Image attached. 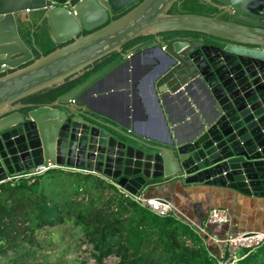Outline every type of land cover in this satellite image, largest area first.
I'll return each mask as SVG.
<instances>
[{
  "label": "water",
  "instance_id": "obj_1",
  "mask_svg": "<svg viewBox=\"0 0 264 264\" xmlns=\"http://www.w3.org/2000/svg\"><path fill=\"white\" fill-rule=\"evenodd\" d=\"M199 1L227 19L169 14L180 0H70L68 7L0 0V184L51 166L95 173L132 195L175 180L264 198V0ZM35 12L47 22L51 42H70L36 59L18 32ZM166 33L199 38L163 41ZM147 37L149 47L124 48ZM112 53L119 57L55 102L18 103L82 76ZM135 57L153 61L148 82L163 130L159 100H186L194 85L202 87L212 113L191 136L149 141L97 118L91 91Z\"/></svg>",
  "mask_w": 264,
  "mask_h": 264
},
{
  "label": "trees",
  "instance_id": "obj_2",
  "mask_svg": "<svg viewBox=\"0 0 264 264\" xmlns=\"http://www.w3.org/2000/svg\"><path fill=\"white\" fill-rule=\"evenodd\" d=\"M54 1L58 6L66 0ZM213 11L199 0H180L169 14L209 15L208 12ZM41 19L42 14L35 12L31 15L32 23L18 24L19 35L34 54V59L70 43L55 45L51 42L49 26ZM141 39L144 42L150 37L134 42ZM118 57L116 53L104 56L82 76L68 78L18 103L55 102ZM64 223H70L84 244L90 246L96 263L115 257L118 264H221L232 255L229 250L223 258L216 257L208 248L210 241L195 229L174 216L159 217L141 208L96 175L53 168L39 175L0 184V257L8 258L6 264H43L39 260L44 254L40 252L37 233ZM244 251V256L233 264H264V243Z\"/></svg>",
  "mask_w": 264,
  "mask_h": 264
},
{
  "label": "crops",
  "instance_id": "obj_3",
  "mask_svg": "<svg viewBox=\"0 0 264 264\" xmlns=\"http://www.w3.org/2000/svg\"><path fill=\"white\" fill-rule=\"evenodd\" d=\"M149 46L151 43L147 42L143 47ZM147 58L135 57L128 66L124 65L103 78L91 91V107L98 113L97 118L123 131L128 128L130 134L136 137L155 142L168 141L169 138L186 139L197 130L199 121L212 113L207 95L196 84L186 100L181 96L159 100L167 126L163 130L154 117L155 99L151 95L148 77L143 79L149 72V64L153 63ZM140 194L146 198L166 200L176 208L178 216L197 226H202L211 210L226 211L228 224L204 228L210 237L208 248L218 258L230 251L211 238L222 240L228 234L264 233V198L246 197L228 188L182 185L175 180L159 181ZM241 250H236L235 254ZM235 254L233 260L244 256L237 257Z\"/></svg>",
  "mask_w": 264,
  "mask_h": 264
},
{
  "label": "built area",
  "instance_id": "obj_4",
  "mask_svg": "<svg viewBox=\"0 0 264 264\" xmlns=\"http://www.w3.org/2000/svg\"><path fill=\"white\" fill-rule=\"evenodd\" d=\"M49 1L51 2L53 6H57L54 0H49ZM69 1L70 0H66L62 5H59V6L68 7ZM48 169H53V168L51 166H47V167L40 166L33 173H25L22 175H18L14 177L13 179L29 178L34 175L42 174ZM63 169L68 170V171L82 173V174L96 175L95 173H92L86 170H76V169H67V168H63ZM10 180L12 179H9V181ZM108 182L112 184L113 186H115L119 190V192L124 195V197L130 199L132 202H134L141 208H145L159 217L174 216L181 222L195 229L196 233L205 237V240L210 238L204 229L206 226H220V225L228 224L229 222L226 211L220 210V209H213L210 211V213L206 217L202 226L192 225L188 223L187 221L183 220V218H181L180 216H178V212L176 208L173 205H171L169 202H167L166 200H163L160 198H146L142 196L141 194L132 195L120 189L114 182L112 181H108ZM211 240L224 245V247H227V249L231 251V254H232L231 257L227 259V261L221 262V264H233L235 261H237V260L232 259V256L235 254V251L239 249L253 250L259 247L260 245L264 243V233L263 232H246L242 234H228L222 240H218L215 237L211 238Z\"/></svg>",
  "mask_w": 264,
  "mask_h": 264
},
{
  "label": "rangeland",
  "instance_id": "obj_5",
  "mask_svg": "<svg viewBox=\"0 0 264 264\" xmlns=\"http://www.w3.org/2000/svg\"><path fill=\"white\" fill-rule=\"evenodd\" d=\"M147 77L146 74L143 79ZM37 238L40 252L44 254L39 257L43 264H118V259L115 257H108L101 263H96L91 255L90 246L84 244L70 223L45 228L37 233ZM244 253L243 249L235 255L240 257ZM7 259L0 257V264H6Z\"/></svg>",
  "mask_w": 264,
  "mask_h": 264
},
{
  "label": "flooded vegetation",
  "instance_id": "obj_6",
  "mask_svg": "<svg viewBox=\"0 0 264 264\" xmlns=\"http://www.w3.org/2000/svg\"><path fill=\"white\" fill-rule=\"evenodd\" d=\"M131 8V7H130ZM129 8V9H130ZM213 8V7H212ZM214 9V8H213ZM127 12V10H125V11H123V12H120V13H118L117 15H115V19L116 18H118V17H120V16H122L123 14H125ZM208 14L209 15H213V16H217L219 19H222V20H226L227 19V16L225 15V14H222L221 12H219V11H217L216 9H214V11L213 12H208ZM32 15V14H31ZM160 37H162V39H163V41H170V40H173V39H176V38H179V37H183V38H186V39H189V38H199V36H182V35H174V33H166V34H162V35H160ZM145 39V38H144ZM143 39H141V40H139V41H137V42H130V43H132V45L131 46H129L127 49H130L131 47H133V46H136L137 44H139V43H142L143 41H142ZM147 42H149V43H151L152 42V38H150L148 41H144L143 43H147ZM159 67H160V65L159 64H157ZM149 70H151V68H148V71Z\"/></svg>",
  "mask_w": 264,
  "mask_h": 264
}]
</instances>
